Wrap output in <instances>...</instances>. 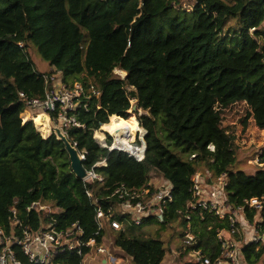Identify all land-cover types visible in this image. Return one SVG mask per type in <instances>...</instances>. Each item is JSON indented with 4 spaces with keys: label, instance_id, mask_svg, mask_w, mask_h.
Listing matches in <instances>:
<instances>
[{
    "label": "trees",
    "instance_id": "trees-1",
    "mask_svg": "<svg viewBox=\"0 0 264 264\" xmlns=\"http://www.w3.org/2000/svg\"><path fill=\"white\" fill-rule=\"evenodd\" d=\"M181 2L0 0V227L6 232H21L12 209L21 228L37 230L39 215L28 208L40 202L54 210L46 219L58 230L77 223L85 240L111 239L132 264H161L166 253L158 238L166 225L179 236L187 227L178 211L190 199L192 177L199 170L227 173L237 205L264 197V150L259 153L263 167L254 175L237 170L235 128L222 127V111L246 102L255 126L264 130V0H196L191 10ZM231 19L239 26L226 30ZM31 46L65 83L80 82L100 92L79 113L84 128H72L68 138L85 157L84 168L102 176L103 184L77 179L65 144L53 132L46 138L32 120L23 122L19 92L29 98L45 95L43 75L28 52ZM112 67L122 68L127 79L109 78ZM133 100L150 114L140 118L148 144L142 162L110 150L112 138L102 147L94 137L102 125L119 119L138 128L128 141L136 149L142 128L129 114ZM103 161L106 166L96 167ZM160 179L172 185L175 198L164 223L151 218L136 226L120 219L123 230L116 232L106 223L96 235V199H107L122 184L140 190ZM192 222L198 246L214 260L221 252L217 230L228 223L207 213L194 215ZM177 252L179 260L189 250L180 245ZM244 256L250 264L264 263V248L250 245ZM57 262L80 264L82 257L65 253Z\"/></svg>",
    "mask_w": 264,
    "mask_h": 264
},
{
    "label": "built area",
    "instance_id": "built-area-1",
    "mask_svg": "<svg viewBox=\"0 0 264 264\" xmlns=\"http://www.w3.org/2000/svg\"><path fill=\"white\" fill-rule=\"evenodd\" d=\"M19 45L23 47V44ZM42 78L45 83L44 97L29 98L25 93L19 92V102L24 105L23 114L29 112L32 115L29 120L34 123L38 116H47L48 125L53 122L67 137L72 128H84L80 123L79 113L81 110H88L90 99L93 96L99 97L100 92L95 87L86 88L80 82L68 85L61 72L46 74ZM142 140L143 138L140 139V144L135 146L142 150L140 155L127 153L137 162H142L146 156L143 153ZM73 145L77 146L74 143ZM113 148L114 146H111L110 150ZM209 149L215 150L213 146ZM258 164L263 167L260 161ZM106 165V161H103L96 167ZM87 172L89 175L84 182L104 183V178L94 170ZM228 186L227 173L214 176L209 170H199L192 177L190 199L184 210L178 211L181 218L187 222V227L179 232L181 244L189 250L186 258L190 257L196 264H250L245 260L246 248L250 245L257 246V250L264 248V197L246 199L237 205L231 200ZM87 195L91 198L90 193ZM104 201H108V205L104 206ZM174 201L173 187L168 181H151L140 190H129L122 184L107 199L94 201L98 226L96 235L104 231L106 223L116 232L123 230L124 225L120 219L136 226L151 218L164 223V216ZM28 212L39 215L37 230L21 228L22 223L15 209H12L14 226L20 228L21 232L15 231V228L6 232L0 227V264H62L57 262V257L65 253H75L82 257L80 264H103V261L105 264H128V260L131 261L128 256L117 253L119 249L111 239L102 243L96 238L85 240L84 231L77 223L67 230H58L53 222L46 219L47 215L54 211L40 202L33 203ZM205 213L228 223V227L217 230L216 238L221 252L214 260L207 257L198 246L199 239L193 230V216H202ZM251 213L255 214L253 219L250 218ZM166 228L171 229L172 235L175 236L176 232L172 226L166 225ZM169 251L175 258V264H178L177 248L169 247ZM19 254L27 259V263L20 259ZM164 260L161 264H174L173 261Z\"/></svg>",
    "mask_w": 264,
    "mask_h": 264
},
{
    "label": "rangeland",
    "instance_id": "rangeland-1",
    "mask_svg": "<svg viewBox=\"0 0 264 264\" xmlns=\"http://www.w3.org/2000/svg\"><path fill=\"white\" fill-rule=\"evenodd\" d=\"M181 3L184 9L191 10L192 7L195 5L196 0H182ZM238 26L239 25L236 19H231L230 22L228 23L226 30L229 28L235 29V28H238ZM263 30H264V25H263ZM28 52L31 56V59L35 63L36 69L39 73L49 74V73L54 72L50 64L42 58L41 54L33 46L29 48ZM110 74L111 76L109 78L118 77L124 81L127 79V76H128V73L125 72L122 68L114 69L112 67L110 70ZM134 107H137V109L134 110L133 109ZM129 114H130V117H132V119L137 118L140 126H141L140 124L141 116H148V115L150 116L149 112L145 111L143 107H139L137 105V101H134V100L132 101V108L129 111ZM249 114H250V108L246 102L236 103L222 111V127L223 128H232V127L235 128L237 144L239 147V150L237 153V163H236L235 168L237 170H241L245 172L248 175H254L258 170L262 168L258 164V161H259L258 157H259V153L262 150H264V130H261L255 126L254 120L252 119L251 116H249ZM30 116L32 115L29 112L25 114L22 113V117H24L23 122L24 123L27 122ZM35 125L42 131V133L44 134L46 138L50 135V129H49L48 121H47V116L41 115L35 118ZM141 128L142 130L139 131L140 135H138L137 139L135 140L133 144L134 146H138L140 144V139L143 138V136L145 135V130H143L144 128L142 126ZM135 130L137 129L134 126V128H132L130 132L128 133L127 139L124 140L125 143L127 142L126 144H130L128 141L131 138V134L133 135L132 132H134ZM100 133L104 135L103 141L98 138V135ZM125 134L126 132L124 133V135ZM94 137L102 147H108L107 142L109 138H112V141H113L112 146H114L115 144L114 137L111 136L108 132H105L103 130V126L100 127V129L94 133ZM141 153H142V150H141ZM40 213L42 214L43 211ZM157 229L158 228L156 225V227L151 229V231L155 234V232H157ZM179 237L180 236L176 235V233H175V236H173L171 229L169 230L167 228L166 231L162 234V236L158 238V239H161V241L163 242L164 250L166 252L165 259L170 260L169 262L173 261L174 264H175V258L173 254L169 251V247H174V248L180 247V245L182 244H181V240ZM120 254L123 255L122 253ZM188 261H192L190 257L189 258L183 257L179 259L178 264H184L185 262H188ZM128 264H132V262L128 260ZM260 264H264V263L262 262Z\"/></svg>",
    "mask_w": 264,
    "mask_h": 264
},
{
    "label": "water",
    "instance_id": "water-1",
    "mask_svg": "<svg viewBox=\"0 0 264 264\" xmlns=\"http://www.w3.org/2000/svg\"><path fill=\"white\" fill-rule=\"evenodd\" d=\"M133 109L136 110L137 107H134ZM102 126H104V125H102ZM49 127H50L51 131L65 144V148H66V151L68 154L72 173L75 175V177L77 179L82 180V181L86 180L88 178L89 174H88L87 170L84 168L83 162H84L85 158L81 155V153L79 152L77 147L73 145V143L69 140V138L67 136H65L64 134H62V132L57 127H55L53 122L49 123ZM146 135H147V131L145 130V136L142 140V143L144 145L143 153L145 155H146V152L148 149V144H147L146 139H145ZM113 150H118V148L114 147ZM122 152H124V151H122ZM124 153H126V152H124Z\"/></svg>",
    "mask_w": 264,
    "mask_h": 264
},
{
    "label": "bare ground",
    "instance_id": "bare-ground-1",
    "mask_svg": "<svg viewBox=\"0 0 264 264\" xmlns=\"http://www.w3.org/2000/svg\"><path fill=\"white\" fill-rule=\"evenodd\" d=\"M47 121L49 122L48 117H47ZM132 128L133 127H129V126H126L125 124H123L119 119H115L112 122V124H110V125H104L103 126V130L105 132H108L111 136L114 137V139H115L114 147H116L119 150H122V151H124L126 153L140 155L141 154V150H139L137 148L136 149L132 148L130 145L125 144L123 142L124 133L126 131H128V130H131ZM136 129H138V128L136 127ZM98 138L103 141L104 140V135L102 133H100L98 135Z\"/></svg>",
    "mask_w": 264,
    "mask_h": 264
},
{
    "label": "crops",
    "instance_id": "crops-1",
    "mask_svg": "<svg viewBox=\"0 0 264 264\" xmlns=\"http://www.w3.org/2000/svg\"><path fill=\"white\" fill-rule=\"evenodd\" d=\"M52 68H53V67H52ZM53 71H54V68H53ZM161 242H162V241H161ZM113 251H114V250H113ZM113 251H112V252H113ZM118 251H119V250H118ZM113 253H114V252H113ZM117 253H119V255H121V254H120V253H121L120 251H119V252H117ZM117 253L115 252L114 254L116 255ZM122 254H123V253H122ZM117 255H118V254H117ZM123 255H124V254H123ZM124 256H125V255H124ZM103 264H105V262H104V261H103Z\"/></svg>",
    "mask_w": 264,
    "mask_h": 264
},
{
    "label": "clouds",
    "instance_id": "clouds-1",
    "mask_svg": "<svg viewBox=\"0 0 264 264\" xmlns=\"http://www.w3.org/2000/svg\"><path fill=\"white\" fill-rule=\"evenodd\" d=\"M53 73H56V71H54ZM41 74V73H40ZM50 74H52V73H50ZM42 75H46V74H42ZM29 120V119H28Z\"/></svg>",
    "mask_w": 264,
    "mask_h": 264
}]
</instances>
